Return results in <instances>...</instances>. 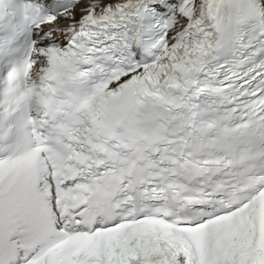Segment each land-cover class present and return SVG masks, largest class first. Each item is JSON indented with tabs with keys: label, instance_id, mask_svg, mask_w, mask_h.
Masks as SVG:
<instances>
[{
	"label": "snow or ice",
	"instance_id": "1",
	"mask_svg": "<svg viewBox=\"0 0 264 264\" xmlns=\"http://www.w3.org/2000/svg\"><path fill=\"white\" fill-rule=\"evenodd\" d=\"M0 264H264V0H0Z\"/></svg>",
	"mask_w": 264,
	"mask_h": 264
}]
</instances>
